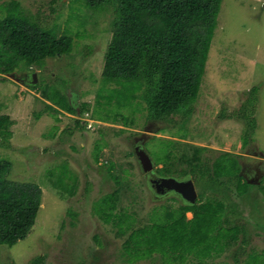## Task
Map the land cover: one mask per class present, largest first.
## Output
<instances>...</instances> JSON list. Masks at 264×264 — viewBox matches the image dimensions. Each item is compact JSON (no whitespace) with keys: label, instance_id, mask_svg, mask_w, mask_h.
Listing matches in <instances>:
<instances>
[{"label":"rangeland","instance_id":"374dc122","mask_svg":"<svg viewBox=\"0 0 264 264\" xmlns=\"http://www.w3.org/2000/svg\"><path fill=\"white\" fill-rule=\"evenodd\" d=\"M14 3L42 29L72 36L73 45L70 52L46 57L39 66L0 73L6 78L0 79V116L12 122V137L7 147H0V159L11 162L10 179L35 182L42 191L33 229L12 246L0 244V264H26L38 254L43 264H165L160 258L128 262L123 242L130 228L116 235L112 218L108 223L101 218L113 203L112 214L125 210L133 220L126 223L137 228L150 219L163 222L165 209L179 205L155 196L136 144L159 176L191 178L196 201L227 196L232 219L245 225L248 236L236 264L248 253H264V0H222L191 110L183 107L162 119L147 117L141 90L134 91L131 83L102 79L116 19L111 5L0 0V16ZM61 99L73 111L56 105ZM170 148L174 174L162 175L159 168ZM195 154L211 163L223 154L235 158L239 172L249 179L248 192L237 195L234 186L229 190L217 184L212 193L211 185L203 187L196 177L181 173ZM114 190L116 197L106 200ZM185 217L191 218V211ZM235 247L208 262L235 264ZM191 263L190 258L183 262Z\"/></svg>","mask_w":264,"mask_h":264},{"label":"trees","instance_id":"16d2710c","mask_svg":"<svg viewBox=\"0 0 264 264\" xmlns=\"http://www.w3.org/2000/svg\"><path fill=\"white\" fill-rule=\"evenodd\" d=\"M85 1L94 6L111 5L116 13L104 54L103 81L122 83L123 86L131 83L134 91L141 90L140 97L146 103L148 118L162 119L183 107L191 110L205 73L222 0ZM72 45V36H56L42 29L20 14L17 3L7 8L5 16H0L2 74L20 72L21 66H39L46 57L70 52ZM252 91H256V87ZM56 105L73 111L66 99ZM11 123L6 115L0 116V147L8 146L5 142L12 137V130L8 128ZM172 152L171 148L165 149L164 166L159 168L162 175L174 174L170 167ZM186 161L188 168L181 173L196 177L203 187L211 185L209 191L212 193L217 184L229 190L234 186L237 195H245L251 186L239 172L238 161L226 154L212 163L201 161L197 154L194 161ZM11 166L9 160L0 159V244L8 246L31 232L42 196L37 183L10 179ZM113 178L119 183L116 175ZM261 188L264 192V187ZM116 194L114 190L106 200L115 198ZM226 199L224 194L213 195L201 202L170 206L165 209L163 222L150 219L148 224L137 228L132 226L133 220L128 218L129 213L125 210L119 209V214H112L113 203L101 218L106 223L112 218L110 223L116 229V235L127 232L123 251L128 262L160 258L165 264H183L190 258L191 264H210L209 259L235 244L232 257L236 264L248 236L245 225L232 219L233 205ZM186 211H191V218L185 217ZM128 221L131 223H126ZM128 228L130 233L126 231ZM242 261L241 264H264V253H248ZM26 264H43V256L38 254Z\"/></svg>","mask_w":264,"mask_h":264},{"label":"water","instance_id":"95a60500","mask_svg":"<svg viewBox=\"0 0 264 264\" xmlns=\"http://www.w3.org/2000/svg\"><path fill=\"white\" fill-rule=\"evenodd\" d=\"M35 81L36 76L35 74H32V83ZM135 152L142 170L145 173L151 172L154 169V166L147 152L143 149V147H136ZM149 183L156 192L161 190V188L173 189L175 192L180 193L188 201V203H194L196 201L197 192L191 178L180 180L172 176H161L154 179L150 178Z\"/></svg>","mask_w":264,"mask_h":264},{"label":"flooded vegetation","instance_id":"af4514ba","mask_svg":"<svg viewBox=\"0 0 264 264\" xmlns=\"http://www.w3.org/2000/svg\"><path fill=\"white\" fill-rule=\"evenodd\" d=\"M142 147L141 144H136L135 147ZM253 174L256 175V177H258L259 175L256 174L255 172H253ZM146 175L148 176V179L152 178H157V177H161L159 176L158 174H156L154 172V169L149 172V173H146ZM241 175L243 176V178L249 182V179L247 178V175L246 174H242ZM165 177H168V176H165ZM172 177H175V176H172ZM176 179H180V180H185V179H189V177H175ZM192 180V179H191ZM153 191H154V194L156 197H169L170 201L171 202H178V204H187L188 201L180 194V193H177L175 192L173 189H165V188H161V190H159L158 192L155 191L154 188H152ZM187 212V211H186ZM191 216H192V213H191Z\"/></svg>","mask_w":264,"mask_h":264}]
</instances>
